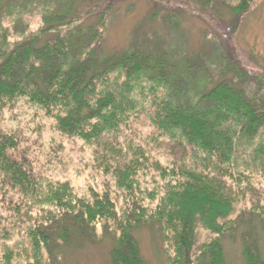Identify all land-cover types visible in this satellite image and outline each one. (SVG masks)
Returning <instances> with one entry per match:
<instances>
[{
	"label": "trees",
	"instance_id": "trees-1",
	"mask_svg": "<svg viewBox=\"0 0 264 264\" xmlns=\"http://www.w3.org/2000/svg\"><path fill=\"white\" fill-rule=\"evenodd\" d=\"M124 1L0 0L4 264L24 257L4 245L14 230L27 234L30 264H62L78 236L97 240V225L113 240L110 264H145L134 233L150 225L160 229L168 264H230L227 238L240 240V264H264V206L254 184L264 178V72L243 69L226 49L188 56L106 48L109 16ZM246 3L234 12L236 22ZM35 11L41 26L30 31L24 16ZM11 17L14 30L5 25ZM19 101L52 120L62 136L92 148L93 163L124 204L108 183L103 193L83 197L69 183L38 174L22 135L2 127ZM141 119L154 132L146 143L163 145L172 164L140 154L125 137ZM150 172L160 185L153 191L142 183ZM247 197L250 207L238 212ZM198 229L208 233L199 247Z\"/></svg>",
	"mask_w": 264,
	"mask_h": 264
},
{
	"label": "rangeland",
	"instance_id": "rangeland-1",
	"mask_svg": "<svg viewBox=\"0 0 264 264\" xmlns=\"http://www.w3.org/2000/svg\"><path fill=\"white\" fill-rule=\"evenodd\" d=\"M241 2L242 0H126L111 11L105 46L119 51L136 47L146 52L150 49L156 52L180 51L186 52L188 56L212 52L217 56L226 49L229 54H236L243 69L260 74L264 72V0H247V10L240 21L236 22L234 12L236 13ZM158 10H161L160 14H157ZM38 12L24 16L29 22L30 31L41 26ZM18 14L20 12L14 16ZM13 17L5 22L12 30L15 29ZM2 127L22 135L27 146L23 147L34 158L35 170L45 179L67 182L83 197H87L90 191L103 193L108 183L107 190L113 193L116 203L119 206L124 204L123 194L116 189L114 181L97 170L93 163L92 148L78 139L62 136L52 120L45 118L25 101H19L5 113ZM130 129L132 132L128 130L124 134L133 140L132 145L137 147V152L160 161L162 165H170L175 161L172 156L168 157L163 145L146 143L154 133L146 120L130 124ZM143 179L145 186H142L149 191L160 186L156 174L149 176L148 173ZM254 184L257 185L256 191L261 200L259 204L264 206V178H256ZM149 203L146 200L144 206L153 208L154 205ZM243 204L237 207L238 212L242 207H250L249 197ZM13 232L4 245L8 249L22 252L24 257L12 261V264L32 263L25 254L30 250L27 234L24 230ZM134 234L145 264H168L158 226H142ZM96 235V241L78 236L75 246L64 250L62 264H110L109 252L113 240L104 235L100 225L96 227ZM207 236L208 233L198 229V247ZM258 239L264 254L263 231ZM224 248L230 264L242 262L239 239L227 238ZM3 255V250H0V264H4Z\"/></svg>",
	"mask_w": 264,
	"mask_h": 264
}]
</instances>
